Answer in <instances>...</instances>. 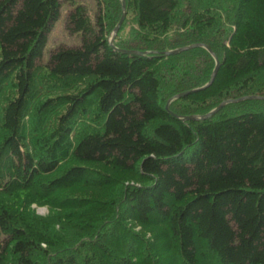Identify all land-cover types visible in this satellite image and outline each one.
<instances>
[{"label": "trees", "instance_id": "obj_1", "mask_svg": "<svg viewBox=\"0 0 264 264\" xmlns=\"http://www.w3.org/2000/svg\"><path fill=\"white\" fill-rule=\"evenodd\" d=\"M78 1L0 0V96L13 86L0 104V264H264V101L177 120L167 101L204 86L215 60L163 54L203 43L219 62L172 114L264 96V0H124L112 45L121 0H93L92 17ZM62 4L79 42L43 63ZM41 71L82 86L37 100ZM78 186L115 194L65 193Z\"/></svg>", "mask_w": 264, "mask_h": 264}, {"label": "rangeland", "instance_id": "obj_2", "mask_svg": "<svg viewBox=\"0 0 264 264\" xmlns=\"http://www.w3.org/2000/svg\"><path fill=\"white\" fill-rule=\"evenodd\" d=\"M222 1H224V4H221ZM234 1V0H233ZM236 0L235 2H237ZM235 2H231L230 0H221V7H216V10H232V6L235 4ZM76 4H82L84 8H87L88 14L92 17L97 10H95V4L93 0H79ZM86 6V7H85ZM67 5L62 4L59 12V17L52 26L51 30L47 34L46 37V43L43 50L42 55V62L45 63L46 60H48L49 51L64 45L67 47L75 46L78 44L79 40L76 36H71L68 34L67 30L65 29V15L67 11ZM42 65V63H41ZM51 83V84H46ZM52 83H55L56 86ZM82 86V82L80 81H69V82H58L53 79H50L45 75V71H41L38 74V79L33 86L32 95L33 97H37V100L43 101L44 99L54 97L58 94H62L64 92H72L75 89H79ZM13 86L9 83L5 86L3 93L0 96V104H3L5 102V99L11 96L13 92ZM31 111V110H30ZM62 108L57 110L54 114V120L55 122V116H57L62 113ZM53 118V115H51ZM34 118L33 116H29L27 114V122L25 125L26 129V136L29 139L31 137V133H33L35 130H30L32 124H33ZM49 129V128H48ZM102 189H97L93 187H84V186H78L75 188H72L70 190H66L65 193L69 196H77L82 198H87V200H91L93 204H96L95 201L101 202V201H107L112 200V197L114 196L115 189L113 186H111L109 189L107 188L105 191H101ZM32 207L35 209L36 214L40 216H45L50 214L49 208L46 206L36 207L32 205Z\"/></svg>", "mask_w": 264, "mask_h": 264}, {"label": "water", "instance_id": "obj_3", "mask_svg": "<svg viewBox=\"0 0 264 264\" xmlns=\"http://www.w3.org/2000/svg\"><path fill=\"white\" fill-rule=\"evenodd\" d=\"M121 10H122V14L120 16V19H119L118 23L114 27L113 36L118 32V30H119V28H120V26H121V24H122V22L124 20V17H125V13L126 12H125L124 0H121ZM112 40H113V38L110 40V45H112ZM192 48H203V49H205L214 58L215 67H214V69H213V71H212V73L210 75V78H209L208 82L204 86H202L200 88H197V89H192V90H189V91H186V92L178 93V94L174 95L173 97H171L167 101V103L165 105V109L175 119H177V120L179 119V120H182V121L204 120L206 118H209L210 116H212L213 114L218 112L222 107H224L225 105L230 104V103H238V102H242V101H246V100H260V101H264V96L249 95V96H243V97L236 98V99L224 100L220 104H218L214 109H212L210 112H208L207 114H204L202 116H185V117H181V116L172 114L168 110V106L173 100L179 99L181 97L187 96V95H189L191 93L198 92V91H201V90L209 87L212 84V82L215 79V76L217 74V70H218V67H219V62H218L217 58L214 56V54L212 53V51L203 43H195V44H191V45L184 46V47H181V48H176V49H173V50L165 51V52H163V54L164 55H173V54H177V53H180V52L192 49ZM122 52L125 53V54H138V53H136L134 51H122Z\"/></svg>", "mask_w": 264, "mask_h": 264}]
</instances>
